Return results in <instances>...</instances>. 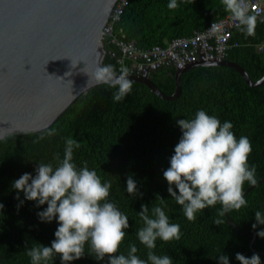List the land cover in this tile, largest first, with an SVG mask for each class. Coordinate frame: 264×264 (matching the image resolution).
Returning <instances> with one entry per match:
<instances>
[{"label": "trees", "instance_id": "1", "mask_svg": "<svg viewBox=\"0 0 264 264\" xmlns=\"http://www.w3.org/2000/svg\"><path fill=\"white\" fill-rule=\"evenodd\" d=\"M170 0H132L114 26L115 34H123L138 48L165 46L175 38L190 37L208 25L229 14L222 0H177L179 7L169 9ZM264 42V15L257 21L255 34L246 36L240 28L233 32L231 49L226 60L237 62L252 82L264 76V54L256 46ZM107 49V48H106ZM115 67V60L106 54L103 65ZM116 69V67H115ZM174 68H161L149 77L165 94L175 90ZM182 91L173 101H165L151 93L141 83H133L132 91L122 101L114 102L115 88L103 84L90 89L72 103L54 124L40 133L14 134L0 140V264H31L26 250L39 244L50 246L58 227L56 220L41 222L37 213L46 204L37 207L35 201L24 198L12 183L24 173L35 175L38 163L51 162L56 154L64 155L65 141L71 137L79 142L74 149L73 162L82 167L85 162L95 170L101 181H111L109 202L128 216L120 253L127 254L128 246L135 244L137 255L147 259L148 249L137 239V230L143 226L138 215L141 205L161 206L169 223L180 225V240L156 241L153 250L157 255H168L173 264H218L221 254L229 257V264H239L236 253L251 257L260 256L264 264V238L256 232L264 230L257 225L255 212L264 214V181L245 194L247 206L228 212L237 231L226 217H219L221 205L197 212V219L188 221L183 207L167 191L163 171L169 167L181 131L179 119H191L197 110L216 116L221 123L230 121L237 138L246 136L251 141L249 165L256 166V178L264 177V84L248 86L240 74L230 67H197L181 76ZM55 130V135L48 132ZM131 175L142 196L126 191V180ZM251 185L244 184V191ZM174 191L176 189L174 188ZM160 198L164 199L161 204ZM23 201V204H20ZM19 205V207H17ZM224 222L216 225L214 221ZM248 233V234H247ZM255 234L252 248L250 242ZM49 264H60L59 256ZM69 264H107L85 255Z\"/></svg>", "mask_w": 264, "mask_h": 264}, {"label": "clouds", "instance_id": "2", "mask_svg": "<svg viewBox=\"0 0 264 264\" xmlns=\"http://www.w3.org/2000/svg\"><path fill=\"white\" fill-rule=\"evenodd\" d=\"M222 4L246 36L255 34L257 15L250 14L248 0H222ZM177 7V0H170L168 8ZM92 75L97 82L116 89L114 102L122 101L132 91L133 81L128 79L130 71L126 66H121L119 72L111 64L99 66L93 69ZM176 124L181 136L163 177L168 193L183 207L187 220L194 222L197 212L217 204L221 205L219 217L246 207L244 184L255 186L258 183L256 166L248 163L252 152L249 138H237L230 121L221 123L204 110H197L193 118L179 119ZM55 134V130L48 132L49 136ZM79 147V142L67 138L63 158L59 154L54 157L55 166L51 162L38 163L34 176L24 173L12 183L17 192L15 199L19 200V193L23 192L24 198L35 201L37 207L46 204V208L37 213L38 219L45 223L55 219L58 224L50 246L39 244L26 250L31 264H49L56 256L60 264H69L85 255L86 245L89 255L94 254L98 261L107 257V264H173L168 255H157L153 251L157 239L169 242L181 238L180 225L169 223L161 206H153L150 211L149 206L142 204L138 212L143 226L136 235L148 249L147 259L137 255L135 244L128 246L127 254L120 253L125 230L130 227L128 216L115 203L109 202L110 180L102 182L86 162L79 168L73 162L74 149ZM126 191L136 197L143 195L131 175L126 180ZM160 200L163 204L164 199ZM3 207L0 204V209ZM255 221L254 230L257 225H264L261 211L255 212ZM223 222L222 219L214 221L216 225ZM256 235L264 238V230ZM217 259L218 264H229L227 255L221 254ZM235 259L239 264H261L256 253L251 257L236 253Z\"/></svg>", "mask_w": 264, "mask_h": 264}, {"label": "water", "instance_id": "3", "mask_svg": "<svg viewBox=\"0 0 264 264\" xmlns=\"http://www.w3.org/2000/svg\"><path fill=\"white\" fill-rule=\"evenodd\" d=\"M116 1L0 0V140L45 131L79 96L105 84L97 82L92 71L103 66L101 32ZM197 67H230L248 86L264 84V76L252 82L237 62L226 59L197 61L176 70L170 96L149 76L128 79L162 100L173 101L182 91L181 76ZM263 181L264 177L257 185ZM225 217L237 231L227 213Z\"/></svg>", "mask_w": 264, "mask_h": 264}, {"label": "built area", "instance_id": "4", "mask_svg": "<svg viewBox=\"0 0 264 264\" xmlns=\"http://www.w3.org/2000/svg\"><path fill=\"white\" fill-rule=\"evenodd\" d=\"M131 1H116L101 32L103 59L106 54L110 55L115 60L117 72L121 66H126L130 75L148 77L161 68L171 67L179 70L197 61L225 60L231 49L237 47L230 44V39L233 32L239 28L229 13L211 22L203 31L193 32L190 37L172 39L165 46L138 48L136 43L127 40L125 35L119 36L114 32V26L120 22ZM248 3L250 14L257 15V21H261L264 15V0H248ZM256 50L264 54V42H260Z\"/></svg>", "mask_w": 264, "mask_h": 264}, {"label": "bare ground", "instance_id": "5", "mask_svg": "<svg viewBox=\"0 0 264 264\" xmlns=\"http://www.w3.org/2000/svg\"><path fill=\"white\" fill-rule=\"evenodd\" d=\"M99 52H100V47H99Z\"/></svg>", "mask_w": 264, "mask_h": 264}]
</instances>
